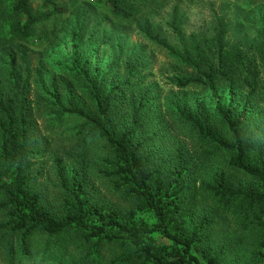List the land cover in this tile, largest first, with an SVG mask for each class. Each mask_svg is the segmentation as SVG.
<instances>
[{"label": "trees", "instance_id": "1", "mask_svg": "<svg viewBox=\"0 0 264 264\" xmlns=\"http://www.w3.org/2000/svg\"><path fill=\"white\" fill-rule=\"evenodd\" d=\"M60 1L0 0V247L9 261L20 257L19 247L31 257L38 233L46 235V248L71 249L66 264H227L239 244L248 255L243 264L264 258V239L255 242L253 236L264 226V18L255 40L234 42L218 15L210 34H187L185 17L175 8L167 26L177 44L147 22L138 24L144 38L184 69L172 77L175 103L165 101V111L157 87L134 79L146 67L142 50L126 56L123 75L110 67L98 77V70L85 71L90 58L75 49L65 69L74 85L78 79L89 107L73 100L78 88L69 82L68 101L56 87L49 96L59 115L50 114L80 117V134L87 129L105 141L99 173L118 198L98 193L85 158L69 161L56 154L60 201L52 208L29 169L36 123L28 94L34 74L24 43L39 24L63 13ZM106 2L115 18H137L133 3ZM118 53L112 65L124 48ZM179 129L203 149L178 141L173 132ZM150 140L161 141L159 152L150 150ZM236 211L249 233L233 244L216 223Z\"/></svg>", "mask_w": 264, "mask_h": 264}, {"label": "rangeland", "instance_id": "2", "mask_svg": "<svg viewBox=\"0 0 264 264\" xmlns=\"http://www.w3.org/2000/svg\"><path fill=\"white\" fill-rule=\"evenodd\" d=\"M127 1L138 8L137 18L129 21L115 18L106 0H61L60 6L64 9L63 13L48 22L39 24L30 39L24 43L28 48L34 74L30 80L31 89L28 94L36 123L32 129L33 142L30 146L29 169L33 175L38 176L34 185L44 190L46 200L52 208L56 207V203L60 201L58 180L53 170L56 154L65 156V159L69 161L85 158L94 171L91 179L97 186L98 193L113 202L118 198V195L111 190L110 181L99 173V169L104 167L101 160L107 150L105 141L87 129L80 134V128L84 123V119L80 117L68 112L61 117L50 114L52 110L54 115H59L56 108H50L49 96L53 94L55 87L59 89L61 99L64 101H68L71 97L66 87L67 83H72L79 90L78 79L74 80V85L72 74L65 69L75 49L77 51L79 49L84 59L90 58L89 66L85 68V71L92 74L98 70V77L105 75L110 67L114 70L113 74L116 72L123 75L126 71L124 66L126 56L138 54L142 50V60L146 63V67L137 70L134 79L142 80L143 85L157 87L159 92L157 95L160 94L158 102L162 104L161 108L165 111V101L170 105L175 103L169 95L172 89L177 91V87H174L172 83V77L184 69L173 54L144 38L138 29V24L147 22L154 31L168 36L173 44H177L167 26L175 8L185 17L183 28L187 34L193 32L210 34L218 15L224 17L229 25L227 40L234 42L255 40L259 20L264 18V0ZM83 14L84 16L86 14L84 22ZM76 43L78 47H75ZM120 47L124 48V55L120 56L116 66L112 65L113 61L118 60ZM131 51L137 53H130ZM2 58L0 54V61ZM35 76H39L40 79L36 81ZM78 90H74L73 100L77 103L81 101L88 108L86 95ZM154 115H156L155 111L152 113V116ZM169 120L170 118L166 115V121ZM155 122L160 123L158 118ZM248 129L251 132L253 127L250 126ZM187 132V130L179 129L174 131L173 135L177 137L178 134V141L185 139L189 147L196 145L201 148L198 143H191L186 135ZM149 144L150 150H154V153L160 151L161 141L150 140ZM241 221L242 216L238 211L229 212L227 222L217 225L220 222V219H217L216 226L222 231V235L224 233L225 236L232 237L235 244V240L240 236L245 237V232L248 230L246 227H241ZM253 236L256 237L255 242L264 239V226L255 228ZM239 241L241 242V239ZM32 251L31 257H24L19 247L15 252H18L20 257L14 255L11 262L6 250L4 253L3 248L0 247V264H66L71 255V249L68 250L70 253L64 251L59 244H52L50 249L46 248V235L41 233L34 237ZM232 255L231 261L227 264H236L232 261L234 258L239 260L237 264H243L248 257L240 244L232 250ZM255 264H264V258L259 259Z\"/></svg>", "mask_w": 264, "mask_h": 264}]
</instances>
